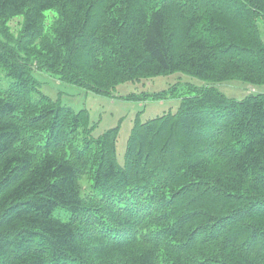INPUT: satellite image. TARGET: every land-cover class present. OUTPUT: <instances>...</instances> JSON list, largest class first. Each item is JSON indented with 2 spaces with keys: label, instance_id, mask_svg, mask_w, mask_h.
<instances>
[{
  "label": "trees",
  "instance_id": "1",
  "mask_svg": "<svg viewBox=\"0 0 264 264\" xmlns=\"http://www.w3.org/2000/svg\"><path fill=\"white\" fill-rule=\"evenodd\" d=\"M35 70L261 84L264 0H0V264H264L263 93L189 87L119 160V125L95 134Z\"/></svg>",
  "mask_w": 264,
  "mask_h": 264
},
{
  "label": "rangeland",
  "instance_id": "2",
  "mask_svg": "<svg viewBox=\"0 0 264 264\" xmlns=\"http://www.w3.org/2000/svg\"><path fill=\"white\" fill-rule=\"evenodd\" d=\"M14 30L19 27V18L10 21ZM34 75L41 82V89L53 99L74 110L86 109L90 123L96 122L95 134L119 125L117 139V158H123L127 137L134 121H145L165 111H175L179 103V95L186 94L189 87L203 85L214 86L228 98L242 99L254 93L264 94V83L255 84L241 79L229 78L220 82L201 80L198 77L174 72L157 75L152 78H141L117 84L110 94L95 93L78 85L59 80L46 71H34ZM6 83L1 79V84ZM148 95H144V93ZM163 93L165 98L156 100L149 95ZM133 94L136 99L125 96Z\"/></svg>",
  "mask_w": 264,
  "mask_h": 264
}]
</instances>
